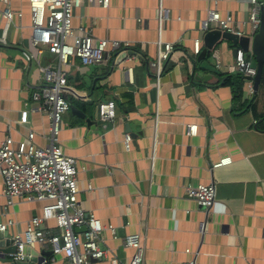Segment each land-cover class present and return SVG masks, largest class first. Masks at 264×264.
Listing matches in <instances>:
<instances>
[{
    "label": "crops",
    "instance_id": "1",
    "mask_svg": "<svg viewBox=\"0 0 264 264\" xmlns=\"http://www.w3.org/2000/svg\"><path fill=\"white\" fill-rule=\"evenodd\" d=\"M22 5L25 27L30 24L26 0ZM165 7L168 20L161 27L159 0H119L107 10L85 6L75 12V28L91 29L97 39L131 44L128 55L115 56L107 65L84 67L76 59L62 67L68 86L78 94L66 98L81 107L64 116L59 136L66 154L78 162L80 203L117 230V238L104 234L107 256L100 264H127L134 250L123 244L133 235L142 238L147 264H264L262 120L251 111L236 114L231 89L215 87L234 63L230 42L222 41L210 57L200 58L206 34L216 29L211 12L233 16L236 30L248 36L242 24L251 6L240 0H167ZM3 28L1 22L0 34ZM30 33L26 27L12 30L11 45L0 48V142L8 134L16 143L25 142L33 132L34 143L46 147L51 122L31 100L42 74L36 62L27 65L21 55L22 49L32 50ZM160 37L175 50L158 87L150 64L157 60ZM198 41L202 52L195 56ZM40 60L43 67L60 68L47 51ZM254 97L258 115L264 116L263 83ZM108 102L117 106L114 121L98 117V106ZM190 127H196L195 134ZM229 158L231 164L213 168ZM185 184H215L212 210L187 198ZM4 190L0 170V195ZM43 206L20 201L7 217L0 208V222L13 220L10 233L23 231L42 215ZM42 251L37 246L27 255ZM62 261L58 257L49 264Z\"/></svg>",
    "mask_w": 264,
    "mask_h": 264
},
{
    "label": "built area",
    "instance_id": "2",
    "mask_svg": "<svg viewBox=\"0 0 264 264\" xmlns=\"http://www.w3.org/2000/svg\"><path fill=\"white\" fill-rule=\"evenodd\" d=\"M19 1L21 6L16 8V0H0V23L4 22L0 34V48L11 45L12 30L20 32L26 27L31 31L28 41L32 50L22 49L21 55L27 65L36 62L42 74L40 83L32 88L31 100L38 106V110L50 119V143L46 147H38L34 143L36 136L33 132L25 142L16 143L10 134L0 142V170L5 184V190L0 195L2 216L7 217L11 208L20 201L44 203L42 215L29 221L25 230L10 233L15 227V222L8 220L5 223L0 222V233H9L12 236L13 245L16 247L14 259L18 261L27 256L28 250L38 246L43 251L52 252V256L46 259L44 264L54 262L58 257H62V264H100L107 256V250L102 247L103 236L110 232L117 238V230L111 225L105 226L80 203L78 162L66 154L59 140L65 128L64 116L71 111L66 95L78 96L68 86L62 67L68 66L76 59L84 67H97L107 65L115 56L128 55L130 43L97 39L91 29L83 26L75 28L73 25L76 10L85 6L107 10L113 2L119 0H26L30 24L25 27L22 24L26 18L25 7L22 5L23 0ZM166 2L167 0H159L160 27L168 20ZM240 3L251 6L248 20L243 22L242 26L246 33L249 30L248 36H254L260 29L264 1L240 0ZM211 15L210 21L216 25L217 30L240 36L244 33L236 30L233 16L223 18L216 12H211ZM19 41L22 45V34ZM157 48V60L150 64V69L159 87L165 63L173 54L175 46L164 43L160 37ZM46 51L58 58V70L41 66L40 59ZM201 52L202 46L198 41L194 46V55L199 56ZM217 66L220 68L219 64ZM229 73L245 78L248 89L244 99L252 100L255 96L254 79L257 75L255 59L239 50ZM98 117L102 121H114L117 117L116 104H100ZM189 129L196 133V127ZM125 146L126 150H130L128 135L125 136ZM229 164L230 158L221 160L213 168ZM93 189L89 186L88 191ZM184 190L187 198L208 212L216 203L215 184H185ZM50 221L55 222L54 227L47 225ZM82 227H86L88 231L75 233V229ZM123 245L134 250V255L127 264H147L142 238L139 235L126 237Z\"/></svg>",
    "mask_w": 264,
    "mask_h": 264
},
{
    "label": "water",
    "instance_id": "3",
    "mask_svg": "<svg viewBox=\"0 0 264 264\" xmlns=\"http://www.w3.org/2000/svg\"><path fill=\"white\" fill-rule=\"evenodd\" d=\"M222 41L230 42L234 48V56L237 57L239 49L250 57H253L257 65V75L254 79L255 95L262 83L264 76V12L261 15V25L257 34L254 36H240L229 32H222L221 30H211L204 38L205 50L201 53L200 58L210 57L213 49ZM71 108V111H74ZM88 229L82 227L75 229V233H86ZM16 254V247L13 245L12 236L9 233H0V263L6 264H44L46 259L52 256V252L42 251L41 255L28 253L22 260L14 259Z\"/></svg>",
    "mask_w": 264,
    "mask_h": 264
},
{
    "label": "trees",
    "instance_id": "4",
    "mask_svg": "<svg viewBox=\"0 0 264 264\" xmlns=\"http://www.w3.org/2000/svg\"><path fill=\"white\" fill-rule=\"evenodd\" d=\"M262 83L264 84V76ZM246 85H247V81L242 76L227 74L220 76L215 87H219V86L229 87L233 94V102L235 105L234 112L236 114H243L251 111L252 113H254L257 119L262 120V123L260 124V130L264 132V116H259L257 113V106L255 103L256 97H254L250 101L244 99ZM69 103L71 108L74 109L81 108L80 104L75 101L70 100Z\"/></svg>",
    "mask_w": 264,
    "mask_h": 264
}]
</instances>
